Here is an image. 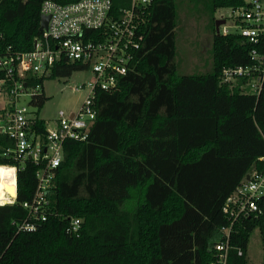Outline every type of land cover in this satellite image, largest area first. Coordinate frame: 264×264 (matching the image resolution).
I'll use <instances>...</instances> for the list:
<instances>
[{
  "label": "trees",
  "instance_id": "trees-1",
  "mask_svg": "<svg viewBox=\"0 0 264 264\" xmlns=\"http://www.w3.org/2000/svg\"><path fill=\"white\" fill-rule=\"evenodd\" d=\"M45 0H0V45L28 52L41 36ZM69 3L76 0H57ZM183 0H158L144 14L142 49L134 72L112 92L99 91L97 118L84 142L68 141L48 196L47 219L31 218L24 203L36 195L38 166L10 156L14 142L0 134V166L17 167V197L0 205V264H210L227 199L264 157V91L249 93L246 79L223 83L224 69L252 64L251 46L238 34L217 35L215 13L245 0H203L213 22L212 71L177 75V28ZM198 5L201 0H190ZM121 0H114L119 7ZM66 64L47 78H69ZM0 73V80L3 79ZM31 102L37 129L43 84ZM7 200L3 202H7ZM258 213L240 219L231 236L230 264H248L258 229L264 246V198ZM81 220L77 234L70 221ZM34 223L35 231L20 230ZM243 256L238 257V250Z\"/></svg>",
  "mask_w": 264,
  "mask_h": 264
},
{
  "label": "built area",
  "instance_id": "built-area-1",
  "mask_svg": "<svg viewBox=\"0 0 264 264\" xmlns=\"http://www.w3.org/2000/svg\"><path fill=\"white\" fill-rule=\"evenodd\" d=\"M158 0H121L116 7L114 0H76L60 3L45 0L41 14L49 17L46 30L34 41L28 52H13L0 45V134L14 142L5 156L12 157L23 167L31 162L39 167L36 177L38 187L31 203H24L31 218L46 221L48 196L52 193L55 170L63 160L64 145L68 141L84 142L96 121L94 108L99 91L112 92L123 77L134 72L137 56L142 49L144 35L141 24L144 14ZM228 18L219 34L240 35L250 46L252 64L223 70V83L234 86L246 79L249 93L259 97L264 91V0H245L239 9H230ZM227 19L232 20L227 25ZM0 33V42L2 41ZM77 64L91 73V79L80 83L77 90H88L80 109L66 116L63 111L52 129H37L38 108L31 103L40 94L41 86L33 85L34 78L49 77L54 68ZM29 97V105H21V98ZM35 109V110H34ZM261 169L254 167L227 199L223 213L229 225L219 231L220 240L214 245L215 259L210 264H230L231 236L236 223L258 213V201L264 198V157ZM17 180V167H12ZM0 205L13 204L16 197ZM81 220L72 219L68 233L77 234ZM20 230L35 231L34 223H25ZM238 250V257L243 256Z\"/></svg>",
  "mask_w": 264,
  "mask_h": 264
},
{
  "label": "rangeland",
  "instance_id": "rangeland-1",
  "mask_svg": "<svg viewBox=\"0 0 264 264\" xmlns=\"http://www.w3.org/2000/svg\"><path fill=\"white\" fill-rule=\"evenodd\" d=\"M204 4L203 0L198 5L190 0L181 1L176 40L179 77L207 74L212 71L213 22ZM231 14L230 10L222 9L215 13V18L217 20L221 17L228 18ZM231 24L232 20L227 19V25ZM90 79L91 73L84 70L74 72L69 78L45 79L43 88L48 100L40 110L39 116L47 123L49 129L54 127L60 111L66 116H71L80 109L88 90L78 91L77 86ZM20 103L29 105L30 98H21ZM0 106H3L1 97ZM248 264H264V246L258 229L250 238Z\"/></svg>",
  "mask_w": 264,
  "mask_h": 264
},
{
  "label": "bare ground",
  "instance_id": "bare-ground-1",
  "mask_svg": "<svg viewBox=\"0 0 264 264\" xmlns=\"http://www.w3.org/2000/svg\"><path fill=\"white\" fill-rule=\"evenodd\" d=\"M17 180L14 170L9 166H0V201L9 197H15L17 193Z\"/></svg>",
  "mask_w": 264,
  "mask_h": 264
},
{
  "label": "water",
  "instance_id": "water-1",
  "mask_svg": "<svg viewBox=\"0 0 264 264\" xmlns=\"http://www.w3.org/2000/svg\"><path fill=\"white\" fill-rule=\"evenodd\" d=\"M48 22H49V17L47 16H44L42 15L41 16V26H40V32L42 33L43 30H46L47 29V26H48ZM224 20H216V23H215V28H216V32H217V35H219V29H220V26L224 24ZM17 197V193H16V196Z\"/></svg>",
  "mask_w": 264,
  "mask_h": 264
}]
</instances>
